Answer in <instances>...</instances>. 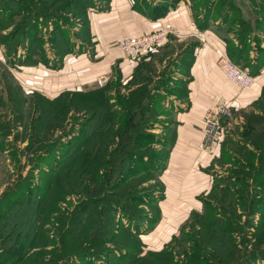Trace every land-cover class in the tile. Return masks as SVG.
Instances as JSON below:
<instances>
[{"label":"rangeland","instance_id":"1","mask_svg":"<svg viewBox=\"0 0 264 264\" xmlns=\"http://www.w3.org/2000/svg\"><path fill=\"white\" fill-rule=\"evenodd\" d=\"M148 1L151 0H134L138 8L152 12ZM220 1L212 5V21L224 17ZM232 1L236 6L241 2ZM243 1L247 7L242 14L237 6L227 24L216 32L225 39L226 55L227 48L234 45L226 36L239 26L233 32L237 39L242 21L250 22V37L256 43L264 42V22L256 25L254 15L251 20L245 19L253 6L264 15V2ZM189 2L196 25H204V0ZM39 3L42 4L38 7L45 8L43 12H50L48 6L60 10L62 5L71 4L60 21L52 23V29L44 15L34 21L33 30H28L26 23L28 26L23 30L27 34H20V42L14 39L16 50L9 52L4 39L31 20L32 15L17 14V8L22 7L17 0L0 3V41L7 53L0 72V78L4 77L0 82V264H264V174H257V167L248 168L251 157L256 161L257 154L250 155L242 148V143L248 141L245 121L262 114L258 109L262 107L263 93L253 105L238 109L229 105V115L219 117L220 127L213 144L221 136L223 151L207 168L212 185L194 197L188 210H180L175 204L174 208L177 206L180 212L174 213L171 204L161 199L165 190L161 170L164 162L147 173L150 163L139 152L168 151L176 120L162 100L176 95L180 103L187 100L186 106L191 104L186 82L190 74L184 71L183 62L192 56V50L199 44L192 40L197 38L172 37V43L154 46L153 51L149 49L130 59L134 62L129 66L124 65L121 55L114 56V61L97 73L83 63L78 74L70 77L65 90L68 107L53 119L45 113L52 106H57L58 112L62 106L53 105L54 102L43 105L40 100L52 99L53 95L26 91L6 68L20 67L26 57L34 62L44 61L47 66L57 64L61 57L56 49L63 45L59 39L58 43L53 40L61 33L63 41H68L66 49L77 54L85 52V61L93 62V66L105 58L107 51L103 47L97 49L90 40L87 15L82 14L88 1L39 0ZM207 29H199L205 35L200 43L215 46L209 39L212 34L203 31ZM34 39L44 47H33ZM238 54L235 51V60ZM252 57L247 51L240 64L252 70L256 63ZM163 84L165 94L158 87ZM221 97L228 104L221 91L210 94L205 103L193 97L195 106L203 113L201 134L206 117ZM160 114L164 117H159ZM133 133H138L137 138ZM201 134L199 149L211 150L213 144L204 146ZM159 135L165 138V145L157 141ZM126 150L128 155L124 153ZM125 167H130V173L121 174ZM150 177L153 179L148 180ZM151 189L154 197L141 207L156 221L137 238L123 228L127 221L121 208L117 210L114 204L121 203L125 193L131 196ZM112 218L115 225L111 240L101 249L94 247L91 251L95 255L83 252L91 249L87 243L95 233L94 224L99 220L108 223ZM218 218H222L223 226L219 227L222 232L213 227Z\"/></svg>","mask_w":264,"mask_h":264},{"label":"crops","instance_id":"2","mask_svg":"<svg viewBox=\"0 0 264 264\" xmlns=\"http://www.w3.org/2000/svg\"><path fill=\"white\" fill-rule=\"evenodd\" d=\"M163 4L166 5L165 8ZM147 5L153 9L152 12L138 9L134 0H97L93 2L87 9L90 40L97 49L103 47L107 51L105 58L94 64V66L93 62L89 64V61H85L87 60L85 52L80 53L81 51H79L77 54L71 50L63 55L58 54L61 60L53 66H47L44 61L39 59L34 62L26 57L20 67L16 69L7 67V72L26 91H39L42 95L51 97V95L55 96L67 89L70 77L78 74L83 63L89 65V68L97 73L104 70L103 68L119 55L123 56L125 66H129L131 62H134V60H131L135 56H130L126 52L117 49L115 44L119 38L152 33L161 29L167 23L182 30L200 29L194 20L189 0H175L174 3L165 0H151L148 1ZM237 6L241 9L242 14V10L247 7V4L241 0L237 3ZM255 9L254 6L249 9L250 16L246 17V20H251L254 15V21H256ZM158 12H161V14L157 16ZM230 15L231 13L228 12L225 18L216 21H212L210 16L207 26L209 29L203 30L212 34L209 39L211 38L216 47L210 43L201 44L196 39L192 40V42H198L199 44L192 50V56H189L183 62L184 71H188L190 74L186 82L188 88H190L189 101L191 104L186 106L187 100L180 103L176 95L175 97L167 96L166 99L162 100V103L169 107L168 111H170L172 119L176 120L172 130V143L168 147V156L164 161L163 169H161L163 170L165 188L161 199L171 204L170 210H175L174 213L180 212L178 208L188 210L194 197L211 187V178L207 168L212 166V162L216 161L215 158H220L223 151V143L220 144L221 136L213 144L211 150L201 151L199 149L203 113L201 108L195 106L196 101L194 103L193 97H197L205 103L206 99L207 102L210 100V94L221 91L230 107L238 109L253 105L264 90V52H262L264 42L256 43L249 36L246 41L239 43V40L233 37V32L237 31L240 28L239 26L233 28L226 37L232 39L233 44L239 47V54L235 62L250 72L257 79L256 82L250 87H239L234 82L226 80L222 71L216 65L219 56L226 54L225 39L223 36L219 37L216 32L227 24ZM47 20L50 22V29H52V23H55L54 19ZM170 39L173 40L170 37L166 39L164 44L172 43ZM156 47L150 50L153 51ZM247 51L254 56L252 58L256 62L252 70L248 69L247 65L240 64ZM6 56L5 48L0 42V72L3 69L2 64H4ZM138 61L140 62V60ZM2 78H0V82H3ZM158 87H160L161 93L165 94L166 85L163 84ZM260 110L262 111L261 108L258 109V111ZM159 117H164V115L160 114ZM170 126L169 124L168 127ZM175 204H178V208L177 206L174 208ZM165 209L163 210L164 213Z\"/></svg>","mask_w":264,"mask_h":264},{"label":"trees","instance_id":"3","mask_svg":"<svg viewBox=\"0 0 264 264\" xmlns=\"http://www.w3.org/2000/svg\"><path fill=\"white\" fill-rule=\"evenodd\" d=\"M4 1L5 0H0V3L4 2ZM12 1H16V0H12ZM86 1H88V3H85V7L83 8V11H82V14H84L85 16L87 15V9L93 4L92 1L90 2V0H86ZM216 1L217 0H204V2L202 3V5L204 7L205 23H204V25H199V27L201 26L200 28H206L208 26V20L210 19V16H212L211 8H212V5L216 4ZM262 1L264 2V0H262ZM17 2H20L22 4L21 5L22 7L17 8L18 9L17 14H23V15L31 14L32 17L30 18L31 20H28V22L25 21L24 24L16 27L17 29L15 28L12 31L13 33L11 35L6 37L5 39L3 38L5 44H7L8 52L16 50V43L15 44L12 43L14 39L16 40V42H18V41L20 42V41H22L21 35L23 33L27 34V32H25L26 30L25 31L23 30V29H26L28 26V25H26V23L29 24L28 30H33L36 26L34 24L35 23L34 21L35 20L38 21L39 20L38 18H41V16L44 15V16L48 17L47 19H52V20L54 19L55 24H57L58 21H60V19L62 18V16H64L63 12H65L68 9L69 5L71 4V3L64 4L60 7L61 8L60 10H54V8H55L54 6L57 5V1H55L53 3L51 2L53 4V7H54L53 10L50 8V6H48L47 9H49L50 12H43V10L45 8L44 7H38L42 4V3H39V0H17ZM26 2L28 4H31V6H28L26 4ZM220 4H221V9L224 12L223 18L226 17L228 12L232 13L237 8L234 1H232V0H230V1L221 0ZM35 5H36L37 9H35L36 8ZM44 6H46V5H44ZM224 7H226V8H224ZM255 13L257 14L256 25L262 24L261 22H264V15L261 14L260 12L257 13V10L255 11ZM70 14H73V13H70ZM160 14H161V12H158L157 16ZM223 18H221V19H223ZM249 24H250L249 21L248 22L242 21L241 30L238 31V34H237V39L239 40V43H243L244 41H246L247 38H249L250 32H251L250 31L251 27ZM60 37L58 35H55L53 43H58L57 42L58 39L61 41L60 44H62L63 47H61L60 49H56V51L60 55H63L64 53L68 52V50L66 49V48H68V46H67L68 41L67 42L63 41L62 33H61ZM33 45H34L33 47H36L35 45H37L38 48L43 47L42 44H39V41H37V39H34ZM65 46H67V47H65ZM32 49H35V48H32ZM29 50H31V49H29ZM235 51H239V47L238 46L236 47V45H233V48H227L228 55L234 61H235V59H234L235 58L234 57ZM262 93H263V99H261V101H262V107H261L262 114L255 115V116H257V118H255V119H253V116H252V118L247 117L248 119H246V121H245L244 128H245L246 139L248 141H246V143H244V144L242 143V148L246 151H249L250 155L252 154L254 156L255 154H257V160L255 161V158L251 157V164L248 163V168L257 167L255 169L256 172H259L257 174H264V91ZM75 94L76 93H74V92L72 93L73 97L75 96ZM41 99H42L43 105L52 104V102H54L53 105L62 106L58 112H56L58 107L52 106V110L45 113L48 116L51 115L53 117V119L54 118L57 119L58 118L57 114L63 113L64 110L66 109V107H68V105H69V104H66L67 98H66L65 91H62V92L58 93L57 95L53 96L52 99L46 98V97H42V98H40V100ZM45 114H44V116H45ZM52 121H54V120H52ZM51 122H50V124H51ZM42 125L45 126L44 122ZM146 132L147 131H142L143 134H145ZM137 134L133 133L132 135L135 136ZM150 134H152V133H150ZM153 135H150V136L152 137ZM159 137L160 138H158L159 140H157V141L161 145L162 144L165 145V138L160 136V135H159ZM135 138H137V136H135ZM135 150L136 149H134V151ZM127 151L128 150H126V152H124L125 155H128ZM130 152L131 151H129V155H131V157H132V154ZM135 152H137V151H135ZM160 152H155L153 150H151V152H143V153L139 152L142 155H146L145 157L148 160L147 162H148V164L150 163V165L147 167V170H146L147 173L151 170L150 168L155 169L156 168L155 166H157V164H159V162L160 163L164 162L167 159L168 151L165 153L162 151H160ZM98 153H101V152H98ZM133 158H135V156H133ZM117 165H118V163H117ZM117 165L114 167L115 169L118 168ZM129 168L130 167L123 168L122 169L123 172H121V174L130 173ZM112 174H113V170L111 171V175ZM109 175L110 174H108L107 177ZM151 179H153V178L150 177L148 180H151ZM129 194H131V193H128V194L125 193L124 194V198L121 199V200H123L121 203L119 201H116L117 203L113 202V204L115 203L114 205H115V208L117 210H118V207L121 208L120 209L121 214L125 217V219L127 221V225L123 224V228L127 231H130L133 235H135L138 238L139 234H141L144 231H145L144 233H146L150 229L151 224L154 221H156L155 217H152V215H149L148 212H146L143 209V207H141L142 205H147L152 200V198L154 197V190L151 189L147 192H139V193L136 192L135 195L132 194L131 196ZM125 199H126V201H124ZM133 203L136 204V206L131 205ZM114 220L115 219L112 218L108 221V223H107V221L101 222L99 220L94 224L95 225V233L91 236V238L89 239V242L87 243V244H89L88 246L91 249H88V250L83 251V252H87L88 254L95 255L94 251H91V250H93L94 247H95L94 249H101L106 244V242L111 240V238L114 235V230H113V227L115 225V224H113ZM216 221H217V224L214 223L215 224V226H213L214 229H216L219 232H222L223 229L219 228V227L223 226L222 218H218ZM207 232H209L208 229H207ZM191 257H193V256H191ZM197 259H200V261L202 260V258H200V257H197Z\"/></svg>","mask_w":264,"mask_h":264},{"label":"built area","instance_id":"4","mask_svg":"<svg viewBox=\"0 0 264 264\" xmlns=\"http://www.w3.org/2000/svg\"><path fill=\"white\" fill-rule=\"evenodd\" d=\"M204 36V33L199 32L197 29L182 30L167 23L161 29L152 33L119 38L116 44L119 50L126 52L128 55L139 56L152 47L164 43V41L170 37L177 39L194 37L197 38L196 40L202 41L204 40ZM217 64L225 74V78L233 81L239 87L253 85L255 80L253 75L226 54L219 56ZM229 113V104L225 102V98H219L205 119L201 134V142L204 146H210L211 143L213 144L220 127L218 121L219 117L227 116Z\"/></svg>","mask_w":264,"mask_h":264}]
</instances>
